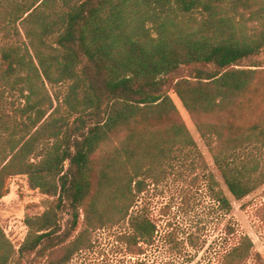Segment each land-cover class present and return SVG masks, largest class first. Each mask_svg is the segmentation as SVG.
<instances>
[{"label": "trees", "instance_id": "obj_1", "mask_svg": "<svg viewBox=\"0 0 264 264\" xmlns=\"http://www.w3.org/2000/svg\"><path fill=\"white\" fill-rule=\"evenodd\" d=\"M9 16L17 39L0 45V200L24 175L52 201L27 215L20 249L0 225V264H70L97 232L125 224L127 251L145 253L158 229L136 209L141 195L197 150L170 89L231 194L242 200L264 184V118H232L255 91L259 69L241 66L264 51V0H12ZM184 68L193 74L180 76ZM9 90L22 106L6 100ZM209 178L212 199L230 212ZM64 208L72 230L83 216L71 240ZM247 241L227 264L248 255ZM33 253L46 260L25 262Z\"/></svg>", "mask_w": 264, "mask_h": 264}, {"label": "rangeland", "instance_id": "obj_2", "mask_svg": "<svg viewBox=\"0 0 264 264\" xmlns=\"http://www.w3.org/2000/svg\"><path fill=\"white\" fill-rule=\"evenodd\" d=\"M11 2L0 0V45L17 39L9 22ZM241 67L259 69L255 91L250 99L243 100L242 107H237L232 117L239 123L250 124L264 118V51ZM191 74V68L179 72L180 76ZM169 92L181 119L197 142V150L175 160L163 182L156 186L150 183L139 199L136 209L144 210L157 225L154 243L145 246L143 255H132L119 238L127 225L107 228L97 232L93 247L75 256L70 264H227V253L248 243V238L253 243L248 255L236 256L233 264H264V184L244 199L237 200L224 183L209 147L200 136L196 120L177 94L172 89ZM4 96L10 103L15 101L17 106L24 104L19 100L18 92L9 90ZM7 110L11 112L10 108ZM222 119L228 120L230 115ZM204 120L219 121L216 116ZM210 173L230 199V212L212 199ZM9 185V194L0 200V225L14 246L20 249L28 234L27 215H41L52 199L31 189L24 175L12 178ZM59 213L61 231L70 232L71 240L81 230L83 216L78 227L72 230V211L64 208ZM32 260L40 262L46 258L35 257V253L25 256V262Z\"/></svg>", "mask_w": 264, "mask_h": 264}]
</instances>
